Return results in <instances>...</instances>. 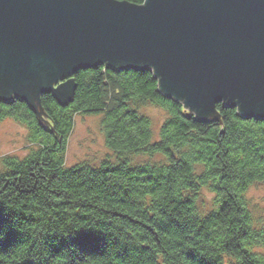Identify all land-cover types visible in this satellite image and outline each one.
<instances>
[{
  "label": "trees",
  "instance_id": "obj_1",
  "mask_svg": "<svg viewBox=\"0 0 264 264\" xmlns=\"http://www.w3.org/2000/svg\"><path fill=\"white\" fill-rule=\"evenodd\" d=\"M68 78L69 103L0 97V122L25 126L31 143L0 158V264H264V219L248 198L264 184V119L224 103L198 118L151 68ZM145 104L167 112L157 138ZM77 115L102 116L115 161L67 165Z\"/></svg>",
  "mask_w": 264,
  "mask_h": 264
},
{
  "label": "water",
  "instance_id": "obj_2",
  "mask_svg": "<svg viewBox=\"0 0 264 264\" xmlns=\"http://www.w3.org/2000/svg\"><path fill=\"white\" fill-rule=\"evenodd\" d=\"M101 64L153 69L198 118L264 119V0H0V97L69 103L55 83Z\"/></svg>",
  "mask_w": 264,
  "mask_h": 264
},
{
  "label": "rangeland",
  "instance_id": "obj_3",
  "mask_svg": "<svg viewBox=\"0 0 264 264\" xmlns=\"http://www.w3.org/2000/svg\"><path fill=\"white\" fill-rule=\"evenodd\" d=\"M69 78L55 83L58 87L63 82L69 83ZM71 87V85H69ZM68 88V89H67ZM69 90L68 85L63 88ZM38 93L33 94L35 98ZM185 106V105H184ZM187 111L198 117L196 110L185 107ZM141 113L150 117L155 138L159 135L162 123L167 117V112L154 104H145L140 108ZM219 118V114L218 117ZM215 118V119H216ZM101 115H77L75 126L68 141L66 162L68 166L79 163H88L98 166L101 162L115 161V155L105 143L101 130ZM31 143L28 140V129L13 119L0 122V158L3 156L24 157L30 151ZM149 159L147 156L136 157V160ZM1 169V166H0ZM210 194H208L209 196ZM251 206L256 215L264 216V184L254 185L248 192ZM264 219V218H263Z\"/></svg>",
  "mask_w": 264,
  "mask_h": 264
},
{
  "label": "bare ground",
  "instance_id": "obj_4",
  "mask_svg": "<svg viewBox=\"0 0 264 264\" xmlns=\"http://www.w3.org/2000/svg\"><path fill=\"white\" fill-rule=\"evenodd\" d=\"M262 218H264V216Z\"/></svg>",
  "mask_w": 264,
  "mask_h": 264
}]
</instances>
